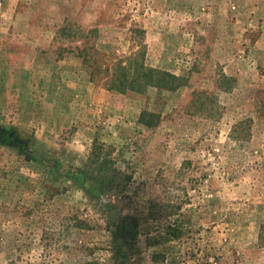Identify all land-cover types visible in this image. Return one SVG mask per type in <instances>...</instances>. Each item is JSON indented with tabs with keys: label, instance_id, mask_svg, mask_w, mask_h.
<instances>
[{
	"label": "rangeland",
	"instance_id": "374dc122",
	"mask_svg": "<svg viewBox=\"0 0 264 264\" xmlns=\"http://www.w3.org/2000/svg\"><path fill=\"white\" fill-rule=\"evenodd\" d=\"M0 124V264H264V0H0Z\"/></svg>",
	"mask_w": 264,
	"mask_h": 264
},
{
	"label": "trees",
	"instance_id": "16d2710c",
	"mask_svg": "<svg viewBox=\"0 0 264 264\" xmlns=\"http://www.w3.org/2000/svg\"><path fill=\"white\" fill-rule=\"evenodd\" d=\"M86 49V47H84ZM88 53V51H87ZM121 73L116 78H113L112 86L118 88L121 87H136V81L134 75L130 77L127 73V66L121 67ZM146 76L151 79L150 76L152 72H155L153 68H146ZM170 77H174L170 75ZM0 143L7 144L9 146L17 148L20 152H23L27 157H33L32 150L29 146L30 140L24 138L16 129L12 127H7L0 124ZM95 148L92 152L93 160H95L97 165V170L100 175V179H97V184L102 192L106 190H120L123 191L125 183L127 182V177L125 174L114 166V160L109 157V154L103 152L101 147ZM112 172V176L108 177L107 172ZM85 173V171H83ZM117 233L120 235L123 245L127 248L123 251V255H128L134 252L135 246L137 245L138 233H139V220L136 216H123L117 225ZM119 251H121L119 249ZM121 263H125L124 260Z\"/></svg>",
	"mask_w": 264,
	"mask_h": 264
}]
</instances>
